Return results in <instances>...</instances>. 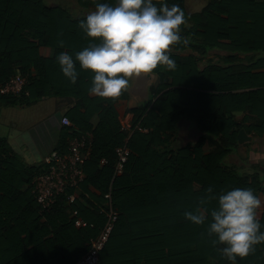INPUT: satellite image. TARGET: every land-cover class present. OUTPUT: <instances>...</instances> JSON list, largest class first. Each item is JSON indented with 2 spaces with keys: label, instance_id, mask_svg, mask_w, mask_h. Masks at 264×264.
Instances as JSON below:
<instances>
[{
  "label": "trees",
  "instance_id": "trees-1",
  "mask_svg": "<svg viewBox=\"0 0 264 264\" xmlns=\"http://www.w3.org/2000/svg\"><path fill=\"white\" fill-rule=\"evenodd\" d=\"M97 3L116 0H0L1 104L53 99L61 110L67 103L73 127L62 126L54 150L67 152L69 139L81 136L90 137L92 150L84 182L42 211L33 180L47 164H26L0 138V264H76L107 224L108 193L119 215L100 252L103 264H230L208 235L209 221L195 225L183 213L207 208L210 220L216 201L200 203L210 186L214 193L250 187L264 196V0H210L197 12L187 0H153L157 7L178 4L186 23L168 50L176 67L154 71L149 100L127 110L128 124L117 108L127 89L116 99L92 96L94 73L77 63L73 84L56 62L60 52L74 57L89 45L79 24ZM17 75L27 78L24 91L3 93ZM243 129L253 136L246 144H258L246 158L239 153ZM125 145L128 160L114 176L116 150ZM78 218L86 226H77ZM258 219L264 231V209ZM238 264H264V243Z\"/></svg>",
  "mask_w": 264,
  "mask_h": 264
},
{
  "label": "clouds",
  "instance_id": "clouds-1",
  "mask_svg": "<svg viewBox=\"0 0 264 264\" xmlns=\"http://www.w3.org/2000/svg\"><path fill=\"white\" fill-rule=\"evenodd\" d=\"M186 23L178 4L157 7L153 0H116L114 5L97 3L95 9L80 21L79 27L89 45L75 53L56 56L62 74L73 84L80 69L94 73L89 93L104 99H116L129 86L130 80L153 74L158 67L174 69L175 61L168 50L181 40V26ZM185 43L187 41H184ZM200 203L215 200L210 220L207 208L185 211L183 215L195 225L208 223V235L230 264H238L264 243V231L258 211L264 201L248 188H233L214 193L205 189Z\"/></svg>",
  "mask_w": 264,
  "mask_h": 264
},
{
  "label": "built area",
  "instance_id": "built-area-1",
  "mask_svg": "<svg viewBox=\"0 0 264 264\" xmlns=\"http://www.w3.org/2000/svg\"><path fill=\"white\" fill-rule=\"evenodd\" d=\"M27 83L26 77L17 75L3 86L2 92L8 95H19L24 91ZM61 124L62 126L73 127V123L67 116L62 117ZM89 138L81 136L69 139L67 152L54 150L46 158L45 163L48 166L47 169L37 175L33 180V194L42 211L50 209L55 204L56 198L64 194L67 189H78L81 183L84 182L86 177L84 166L90 159L92 151L91 140ZM116 152L118 155V163L114 176L122 174L130 150L125 145L117 148ZM101 162L103 164L107 163L105 159ZM76 197V194L69 195V202L73 203ZM105 198L108 200L106 204L107 209L102 210V212H106L107 224L99 237L92 242L89 251L76 264H103L100 259V252L108 241L119 215L118 211L112 205L111 193L106 194ZM73 216L77 217L78 212L75 211ZM75 224L77 226H86L87 223L78 218Z\"/></svg>",
  "mask_w": 264,
  "mask_h": 264
},
{
  "label": "crops",
  "instance_id": "crops-1",
  "mask_svg": "<svg viewBox=\"0 0 264 264\" xmlns=\"http://www.w3.org/2000/svg\"><path fill=\"white\" fill-rule=\"evenodd\" d=\"M136 80L137 78L131 79L129 86L127 87V92L129 94L128 99L120 100L117 103L118 109L121 107L124 108L123 112L121 111L122 109H119V111L122 113V118L127 124L132 118L129 113H126L127 110L135 106L139 107L141 105H144L149 100V96L147 97L146 102V100L144 101V99H146V95L144 98H141L138 95H135L134 90V94L132 92H129L134 88ZM156 83L157 76L154 74V78L151 86H149V90ZM45 101H53L52 104L56 106L57 100L48 99ZM54 105L50 110H47L46 113H41L42 109L36 108L35 112H33V106L5 107L0 102V138H7L9 145L12 146V148H14L20 154L21 158L26 164H36L44 162L46 158L52 153V151H54L60 140L61 132L63 129L61 119L65 115V112L67 110H64L63 108L61 110H57ZM38 114L43 115L38 116ZM97 121L98 118L95 117L92 120V123L95 124L97 123ZM249 146H253V144ZM249 146H242L240 151L244 150L245 152V150H248L247 147ZM255 149H249V152ZM23 153L31 154V158L30 160H28V162L25 161ZM239 153L241 155V152ZM247 156L243 155L242 157L246 158Z\"/></svg>",
  "mask_w": 264,
  "mask_h": 264
},
{
  "label": "rangeland",
  "instance_id": "rangeland-1",
  "mask_svg": "<svg viewBox=\"0 0 264 264\" xmlns=\"http://www.w3.org/2000/svg\"><path fill=\"white\" fill-rule=\"evenodd\" d=\"M48 3L50 2V3H61V4H63V5H76L77 4V0H46ZM209 1L210 0H187V4H188V7H189V12H197L196 10H202L208 3H209ZM83 13L86 11V10H81ZM74 12H76L75 10H74ZM79 13V12H78ZM80 14H81V12H80ZM45 100H48V99H45ZM45 100H43L42 102H40V103H38V105L36 104V106H33V108H32V111L33 112H35V108L36 109H42V111H41V113H46V111L47 110H50L51 109V107H53V105L54 104H52V102L53 101H45ZM61 101V100H60ZM47 103V104H46ZM58 103V102H57ZM61 103V102H60ZM59 104V103H58ZM69 105H67V103H63V104H61L60 105V107L58 106V108L60 109L61 107H64L63 109L64 110H68L69 109V107H68ZM54 107L55 108H57V105L55 106L54 105ZM118 107V106H117ZM47 108V109H46ZM62 109V108H61ZM122 112H123V110H124V108H119ZM45 110V111H44ZM32 112V113H33ZM122 114V113H121ZM8 115V114H7ZM41 115H43V114H38V116H41ZM190 134L192 133L191 131L189 132ZM189 133H187V134H189ZM245 145H248V144H244L243 146H245ZM258 147V144H253V146H249V147H247L248 148V150H245V152H244V150H241L240 152H241V155L243 156H247L248 154H249V149H255V148H257ZM245 153H246V155H245ZM23 155H24V158H25V161L26 162H28V160H30V158H31V154H28V153H23ZM32 160V159H31ZM237 162V161H236ZM258 162H260V160L258 161ZM261 162L263 163L264 162V159H262L261 160ZM263 165H264V163H263ZM262 175H264V170H262ZM260 199L262 200V201H264V196H260ZM263 209L264 208H261L260 209V211H263ZM260 213L261 212H259V215H260Z\"/></svg>",
  "mask_w": 264,
  "mask_h": 264
},
{
  "label": "water",
  "instance_id": "water-1",
  "mask_svg": "<svg viewBox=\"0 0 264 264\" xmlns=\"http://www.w3.org/2000/svg\"><path fill=\"white\" fill-rule=\"evenodd\" d=\"M154 78V74H149V75H143L140 78H137V80L135 81V85L134 88L131 89L129 92L133 93V90L135 92V95H138L141 98H144L146 95V99H144V101L146 100L147 102V97H150V90H149V86H151L152 81ZM143 82V83H142ZM148 86V87H146ZM134 94V93H133ZM138 106H135L133 108H136ZM131 108V109H133ZM253 141V136L249 135L246 133V131L243 129L240 131L239 133V144L243 145L246 143H251Z\"/></svg>",
  "mask_w": 264,
  "mask_h": 264
}]
</instances>
